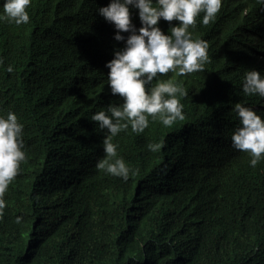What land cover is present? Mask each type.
I'll return each instance as SVG.
<instances>
[{
    "label": "trees",
    "instance_id": "obj_1",
    "mask_svg": "<svg viewBox=\"0 0 264 264\" xmlns=\"http://www.w3.org/2000/svg\"><path fill=\"white\" fill-rule=\"evenodd\" d=\"M109 3L31 0L27 24L0 20V116L17 115L26 153L4 197L0 264H264V158L252 167L231 140L236 103L264 119V97L243 92L248 71L264 77V0H222L208 25L197 17L189 31L208 44L205 70L146 86H182L185 119L149 117L143 133L113 137L139 170L127 181L97 169L109 133L91 121L113 97L105 65L125 46L97 11Z\"/></svg>",
    "mask_w": 264,
    "mask_h": 264
},
{
    "label": "clouds",
    "instance_id": "obj_2",
    "mask_svg": "<svg viewBox=\"0 0 264 264\" xmlns=\"http://www.w3.org/2000/svg\"><path fill=\"white\" fill-rule=\"evenodd\" d=\"M30 4L31 0H5L4 15L0 20L27 24L30 16L26 9ZM221 6L222 0H155V3L154 0H110L107 6L97 10L115 26L114 39L125 42L124 48L115 50L114 58L105 65L109 69L108 85L113 97L105 111L91 117V121L109 133L102 139L105 156L97 162L98 170L127 181L130 174L136 175L139 170L130 168L119 157L113 137L118 142L117 135L129 126L133 132L143 133L149 126V117H159L162 124L169 127L177 120L185 119L180 98L188 93L182 86L171 80L146 86L152 85L158 74L176 72L185 76L205 70V65L210 62L208 44L194 40L189 29L196 25L202 12V23L208 25ZM131 8L139 10L142 26L138 30L132 23ZM161 18L169 23H180L171 27L170 34H165L158 26ZM125 32L130 33L127 38L121 35ZM7 70L13 71L11 66ZM243 92L264 97V77L258 70L245 74ZM234 111L241 126L232 134V146L249 153L251 166L255 167L264 158V119L256 110L241 103L235 104ZM24 147L23 125L18 123L17 115L8 112L6 117L0 116V216L6 208L5 193L22 171L21 163L26 159ZM162 147L163 141L148 145L152 152H158Z\"/></svg>",
    "mask_w": 264,
    "mask_h": 264
}]
</instances>
